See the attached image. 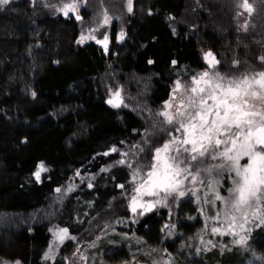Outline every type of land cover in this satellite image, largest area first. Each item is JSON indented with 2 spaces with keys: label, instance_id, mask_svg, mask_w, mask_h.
I'll return each instance as SVG.
<instances>
[{
  "label": "trees",
  "instance_id": "obj_1",
  "mask_svg": "<svg viewBox=\"0 0 264 264\" xmlns=\"http://www.w3.org/2000/svg\"><path fill=\"white\" fill-rule=\"evenodd\" d=\"M256 1L261 7V0ZM199 2L214 16L209 18L203 9L201 38L178 23L193 6L191 0H135L125 39L117 42L114 29L109 53L94 41L78 43L76 19L55 16L38 2L10 1L0 8V257L21 264H65L72 241L45 260L52 243L49 224L21 219L45 207L55 189L78 170L98 171L105 152L140 141L145 119L136 110L107 103L112 90L107 73L122 79L125 75L124 82L141 80L147 107L160 108L175 81L202 70V46L235 61L247 56L239 49L230 55L228 46L235 39L227 35L226 5ZM214 20L225 33L212 26ZM253 36L244 33L239 39L246 45ZM254 44L248 45L249 53L259 57ZM40 161L49 171L37 182L32 174ZM92 182L69 196L59 215L62 226L75 236L85 234L99 218L118 222L89 252L93 264H153L161 256L170 264H264L257 259L264 257V225H248V250L226 246L228 236L204 230L205 224H216L209 218L221 209L220 201L213 205L205 196L197 201L190 195L171 213L162 208L134 218L126 194L128 169L109 168ZM200 237L217 246L200 245Z\"/></svg>",
  "mask_w": 264,
  "mask_h": 264
},
{
  "label": "snow or ice",
  "instance_id": "obj_2",
  "mask_svg": "<svg viewBox=\"0 0 264 264\" xmlns=\"http://www.w3.org/2000/svg\"><path fill=\"white\" fill-rule=\"evenodd\" d=\"M9 3L10 0H0V8ZM235 3L239 10L238 18L245 12L251 15L254 11L249 0H235ZM79 8L80 0L67 2L62 0V6L56 10L65 17L72 14L75 19L81 20ZM127 10L133 11V0H127ZM110 19L105 10L102 23L97 28L89 30L88 34L82 33L78 43H84L89 39L95 40L107 51L109 36L104 34L102 39H97L94 33L108 25ZM240 27L246 31L248 24H241ZM118 39H124L123 32L119 34ZM203 59L207 65L206 70L193 75L190 82L182 83L177 80L172 95L164 102L163 110L156 114L164 117L163 123L171 125L177 135L170 132L169 140L162 147L154 149L153 162L147 165L150 170L146 173V178L136 185L135 181L145 166L137 162L133 168L132 163L126 159H121L117 163L127 164L129 168H133L134 194L131 195L129 203L132 213L136 214L138 209H141L139 215H143L152 211L156 205H166L168 197L174 194L179 197L190 194L196 196L199 201L200 197L196 195L199 189L195 185L197 183L206 185L214 194L211 203L214 205L216 201H220L222 205L215 216L209 218L219 222V226L210 229L211 234L229 236L234 246L248 250L252 231L248 225L253 223L257 227L264 225V71L245 72L237 77H229L217 70L220 61L212 51L205 52ZM259 59L264 63V57ZM172 63L175 64L176 61ZM178 93L187 95L185 98H179ZM178 99L179 102L174 103ZM107 103L115 108L121 107L124 101L120 91L113 92ZM136 148L140 152L144 151L138 145ZM110 152H119V149L112 148ZM128 155L122 153L124 157ZM244 158H247V162L242 165L241 160ZM205 161L220 163H209L205 167L197 166L205 164ZM48 171L45 162L40 161L32 175L40 182L42 173ZM224 171L234 173L231 178L232 186L227 189L226 197L220 195L215 187L219 185V180L206 181L201 178L202 174L210 177L214 172L222 175ZM185 181H190L192 187L187 191L180 190ZM120 187L123 188L124 185ZM66 190L72 191V188ZM55 191L59 193L61 188H56ZM162 193V198L156 199L154 203H141L145 196L161 197ZM167 228L169 225L165 224L164 229ZM204 230H209L207 224ZM53 237V243L44 254L45 260L54 258L56 241L63 244L66 239H75L69 236L67 228H59L53 232ZM201 243L211 247L217 246L212 240L201 239ZM253 255L255 256L254 252ZM257 259L264 260V257ZM15 264L20 262L16 261ZM162 264H170V261H164Z\"/></svg>",
  "mask_w": 264,
  "mask_h": 264
},
{
  "label": "rangeland",
  "instance_id": "obj_3",
  "mask_svg": "<svg viewBox=\"0 0 264 264\" xmlns=\"http://www.w3.org/2000/svg\"><path fill=\"white\" fill-rule=\"evenodd\" d=\"M10 1H19V2H24L28 1L32 4H36L37 2L41 4V7L45 9L46 11L49 10L50 12H53L55 16L57 15H63L62 13L58 12L56 9L62 6V0H10ZM133 0V4H134ZM209 1V0H206ZM216 3H222L220 2L221 0H211ZM63 2H67V0H63ZM193 3V6L189 7L185 12L183 13V16L178 20V23L180 25L185 26L187 29L190 30L191 33H195L198 38H201L203 34V30H205L203 22L201 21L202 19V14L204 12V8L199 4V0H191ZM224 3H222L221 6L224 7ZM249 3L253 5V13L249 15L247 12L244 13L243 16L237 17V11H239L236 8V3L235 0H228L227 4H225V10L227 12V15H229V18L227 19V35L230 38L235 39V44L232 46L229 44L228 47L231 48L230 50V55L234 56L237 54L238 49L240 51L245 50V52L249 53V44L251 42H255L256 44L252 45L253 47H257V50L260 55L258 56H253L250 55V53H247V56L245 55L243 58H241L238 62V64H234L235 60H233V57L231 58H226L225 56H222L219 53H216L212 51L209 48H206L202 46V55L204 56V53L207 51H212L214 55L216 56V59L220 61V63L217 65V70L221 74H226L229 77H237L240 76L241 74L245 72H260L264 71V63L260 61V57H264V49L259 48L262 44L264 45V0H261L262 6L259 7L260 5L258 4V1L256 0H249ZM134 6V5H133ZM204 9V10H203ZM258 9H260V14L258 15ZM107 11V15L111 18L110 23L108 25H105L104 27L100 28L98 32H95L94 35L96 36L97 39H102L104 34H107L109 36V43H108V48L107 51H105L104 47L100 44L105 53H109V50L112 45V34L114 32V29L116 30V41L121 43L125 39L126 35V26L128 24V20L132 14V12H128L127 10V0H80V8H79V15L82 17L81 20H77L79 28H80V36L82 33L88 34L89 30L97 28L101 23L103 19V12ZM210 16L209 18L213 19V13L209 12L208 10H205ZM211 13V14H210ZM257 13V16H254V14ZM70 17H74V15L70 14ZM218 20H214V23H212V26L216 25L217 26ZM219 23V22H218ZM247 23L248 28L247 30H243L240 25ZM219 31V28H216ZM198 30V31H197ZM200 30V31H199ZM123 32L124 33V39L119 40L118 36L119 34ZM225 33V29H220L219 34ZM246 34H252L255 35L253 36L252 40H250L246 45L240 41V35ZM199 34V35H198ZM90 41L95 40H87L84 43H88ZM263 42V43H262ZM237 44V45H236ZM227 47V48H228ZM264 47V46H263ZM256 51V52H257ZM202 56V57H203ZM207 65L206 63L204 64V67L202 68V71L206 70ZM107 76V77H106ZM105 78L110 79L112 81V90L109 94L108 100L112 98L113 92L116 90H119L121 93V97L123 98L124 104L121 105L119 108H128V109H133L136 110L138 113L143 115V118L145 119V129L141 133V138L140 141L134 144H125L121 147H117L119 149V152H110L109 155H104V163L102 164L101 168H99L98 171H93L91 167H84L77 172H79V175H77V172L74 173V175L71 177L69 182L63 186L60 187L61 191L55 192L54 196L52 199L49 201V203L39 209L36 210L33 213L27 214L23 219L22 222L25 224L27 223H38V222H45L49 224L51 233H52V243L54 240L53 237V232L57 231L59 228H64L61 224V219H60V211L62 208V204L67 200L69 196H71L74 192H76L81 186H89L92 185V181L96 177V175L99 172H102V169H111L112 167H125L126 169L129 170V173L131 175V182L129 183V188L126 189V194H127V199H128V208H129V203H130V197L134 193L132 192V187H133V180H132V173H133V168L136 167L137 162L140 165H143V170L140 172V175L137 177V180L135 181V184L138 185L139 183L142 182L144 178H146V173L150 170L147 165L151 164L153 162V154H154V149L156 147H162V145L169 140V133L171 132L172 135H177L173 131V128L171 125H167L166 123H163L164 117L162 116H157L156 114L160 111L163 110V106L160 108H149L147 107L146 100L144 98V91H145V85H142V83L138 81H134L132 79L126 80V82L123 81L125 79V75L118 78V75L115 74V72L112 73H107ZM127 79V78H126ZM182 83L190 82L191 78L187 79H181L180 80ZM176 82V81H175ZM175 85V83H174ZM173 85V87H174ZM172 87V89H173ZM172 95V91H171ZM170 95V96H171ZM179 98H185L186 93H178L177 94ZM170 98V97H169ZM169 100V99H168ZM179 99L175 101L174 103H178ZM126 105V106H124ZM139 146V148L144 149L143 152H140L136 146ZM122 153H128L129 155L127 157L122 156ZM121 159H126L128 162L132 163L133 168H129L127 164H118L117 161ZM247 162V158H244L241 160V164L243 165L244 163ZM209 163H220V161H205V164L203 165H197L198 167H205ZM232 176H234V173H229L227 171H224L222 175H217L215 172L209 177L205 176L202 174L201 178L205 179L206 181L209 179H214V180H219L220 183L219 185H215V187L218 189L220 195L222 196H228L227 189L232 186ZM71 187L72 191H67L66 189ZM90 187V186H89ZM192 187V184L190 181H185L183 185H181L180 190L187 191L188 188ZM196 188L199 189L197 192V196L200 197V200L205 196V198L211 202L213 199V192L210 191V189L206 185H201L197 183L195 185ZM163 193L161 194V197H149L145 196L141 200V203H147V202H155L156 199L162 198ZM190 196L185 195L184 197ZM192 196V195H191ZM184 197H179L178 195L174 194V196H170L167 199L166 205L161 204V205H156L155 208H153L152 211L155 210H160V209H167L169 213L173 212L176 204L178 201ZM196 199V196H193ZM197 200V199H196ZM212 204V203H211ZM219 207H222L221 202ZM130 210V208H129ZM141 209H138L137 213L134 214L131 212L132 216L134 218H139L147 213H144L143 215H139V212ZM215 216V213H214ZM113 219V218H112ZM211 220V219H210ZM14 220H10V223L12 224ZM104 221V223H103ZM214 222V220H211ZM19 223L21 221H18ZM102 222V223H101ZM94 226L90 228L89 231H87L85 234H82L80 236H75L74 234L70 233L68 231L69 236L74 237L75 239H66L63 244H60L59 241H56V247L54 249L53 256H56L57 253L63 247L67 242L73 243L70 244L72 247L69 250V253L66 256L65 264H93L94 257H91L90 251L93 250L95 247L97 240L99 237L102 235L106 234L109 231H112L116 228L117 226V221L113 222L111 224H107V220L105 218H99L98 220H95L93 222ZM106 224V225H105ZM219 226V222H216V224H213L209 227V230L212 227ZM211 233V232H210ZM231 237L228 236V239L225 240V245L226 246H232L233 244L231 243ZM201 239L205 240L204 238H199V244L203 245L201 243ZM51 243V244H52ZM49 250V249H48ZM48 252V251H47ZM168 261V259L165 256H161L158 258L157 262H164ZM4 262H7V264H15L16 261H11L5 258L0 257V264H4ZM156 261H154L153 264H157ZM21 264V263H20ZM134 264H144L141 262H137Z\"/></svg>",
  "mask_w": 264,
  "mask_h": 264
},
{
  "label": "flooded vegetation",
  "instance_id": "obj_4",
  "mask_svg": "<svg viewBox=\"0 0 264 264\" xmlns=\"http://www.w3.org/2000/svg\"><path fill=\"white\" fill-rule=\"evenodd\" d=\"M25 2H26V1H24V2H22V1H21L20 3H25ZM63 16H64V15H63ZM64 17H65V16H64ZM69 17H70V16H68V17H65V18H69Z\"/></svg>",
  "mask_w": 264,
  "mask_h": 264
}]
</instances>
